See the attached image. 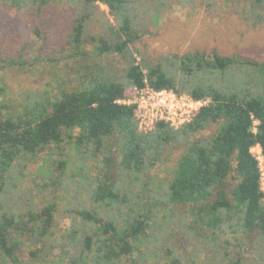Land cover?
<instances>
[{"label": "trees", "instance_id": "trees-1", "mask_svg": "<svg viewBox=\"0 0 264 264\" xmlns=\"http://www.w3.org/2000/svg\"><path fill=\"white\" fill-rule=\"evenodd\" d=\"M136 1L0 0L2 6L36 14L48 3L67 5L74 22L67 39L70 56L86 59L85 46L92 45L98 54L119 53L126 63L122 79L88 65L79 73L80 88H61L40 101L33 96L22 104L21 112L10 108L0 115V264H48L45 256L56 247L65 249L72 264H121L136 243L149 236L156 205L166 208L165 221L159 222L153 236L157 240L164 239L166 225L177 219L186 223V232L194 238L213 243L214 254L220 253V236L242 232L264 255V191L251 152L259 144L264 158V60L194 49L172 54L167 64L163 59L148 63L144 57L138 63L130 44L147 31L148 23L139 21ZM99 4L108 8L110 17ZM245 5L240 16L254 27L264 25V0ZM97 12L103 17L102 31L91 27ZM19 63L0 55V69ZM145 82L208 102L177 128L160 121L150 131H140L134 107L115 100ZM167 145L180 150L165 177V188L158 187L163 200L150 203V189L141 175L169 158ZM67 146L75 150V159L98 157L102 164L89 181L90 204L74 211L81 224L72 221L56 240V202L31 208L28 189L18 187L17 181L27 164ZM69 159L56 160L54 185L63 183ZM119 175L131 185L142 181L143 186L128 196L120 190ZM169 204L173 208L167 209ZM114 208L116 213H107ZM26 243L34 247L24 258L21 249ZM167 253L173 256L170 264H180L171 248ZM225 258L220 264H243L240 256Z\"/></svg>", "mask_w": 264, "mask_h": 264}, {"label": "rangeland", "instance_id": "rangeland-1", "mask_svg": "<svg viewBox=\"0 0 264 264\" xmlns=\"http://www.w3.org/2000/svg\"><path fill=\"white\" fill-rule=\"evenodd\" d=\"M248 2L249 0H138L135 2V12L140 15L139 21L148 23V26L147 31L130 44V50L134 52L133 56L138 63L144 57L148 63L163 59L161 62L167 64V60H172V54H182L194 49H215L222 55L236 53L262 61L264 25L254 27L240 16L241 9ZM99 7L110 17L105 5L99 4ZM102 22L104 23L103 17L97 12L91 21V27L94 31H102ZM73 24L72 9L64 4L48 3L39 14L0 5V55L20 60L17 65L0 69L1 116L7 114L10 108L21 112L22 104L33 96L34 100L40 101L45 95L52 98L61 88L67 91L80 88L77 82L79 73L88 65L94 66L99 73L122 79L126 63L119 53L98 54L92 45H86V59L79 55H69L71 51L67 39ZM137 28L140 26L137 25ZM168 146L165 151L169 149L171 152L169 158L141 175V180H147L150 189V203L163 200L161 192L166 186L165 177L169 176V170L180 150ZM66 157L70 159L61 175L63 183L54 185L52 180L56 179L58 172L55 162ZM77 157L70 146L50 155L42 154L35 163L27 164L23 169V177L17 181L18 187L28 189L27 199L31 208L38 209L49 200L56 202L53 214L56 240L60 239L61 232L68 229L72 221L76 225L81 224L74 211L90 204L89 181L102 164L98 157H84L80 160L75 159ZM117 181L120 190H124L128 196H132V192L139 189L138 186H143L142 181H135L131 185L123 175H119ZM159 186L162 189H158ZM171 207L173 208L171 204L167 205V209ZM15 208L18 209V206L15 205ZM128 208L124 207L125 214L128 213ZM115 210L111 209L107 213H116ZM152 210L147 229L149 236L136 243L133 253L123 258L121 264H170L173 256L167 253L168 248L172 249L180 264H220L221 258L226 257V261L236 256L241 257L243 264H264L263 252L256 250L251 239L242 232L220 236L218 254L211 250L213 243L194 238L191 233L186 232V223L177 219L166 225L162 232L166 235L164 239L157 240L153 236L159 222L165 221L163 216L166 208L156 205ZM125 214L123 213L124 216ZM32 247L34 245L26 243L21 249V256L27 258L28 250ZM64 250L56 247L45 256L44 261H48V264H72Z\"/></svg>", "mask_w": 264, "mask_h": 264}, {"label": "built area", "instance_id": "built-area-1", "mask_svg": "<svg viewBox=\"0 0 264 264\" xmlns=\"http://www.w3.org/2000/svg\"><path fill=\"white\" fill-rule=\"evenodd\" d=\"M115 101L132 105L138 129L146 132L160 121L175 128L189 122L196 112L207 104L208 98H195L189 93L168 88L155 89L145 82L142 86L128 88L125 95ZM251 152L258 161L260 184L264 191V158L260 145H254Z\"/></svg>", "mask_w": 264, "mask_h": 264}]
</instances>
